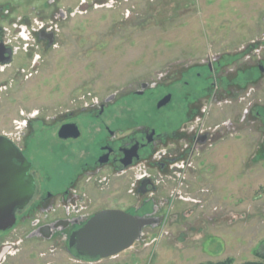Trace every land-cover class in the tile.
Returning a JSON list of instances; mask_svg holds the SVG:
<instances>
[{
    "label": "rangeland",
    "instance_id": "1",
    "mask_svg": "<svg viewBox=\"0 0 264 264\" xmlns=\"http://www.w3.org/2000/svg\"><path fill=\"white\" fill-rule=\"evenodd\" d=\"M77 1L0 0V28L16 52L10 65L0 66V135L20 145L26 139L24 155L43 189L61 192L77 168L84 139L61 141L53 129L57 111L81 106L87 93L99 101L115 95L108 114L120 124L136 121L159 131L177 129L188 104L205 97L212 83L211 71L202 64H214L219 57L223 67L219 71L215 65L219 72L213 78L224 85L228 79L226 95L233 94L231 89L244 90L240 102L207 103L208 123L223 119L231 126L244 110L248 114L235 135L227 134L205 150L208 173L194 186L207 191L198 193L202 203L188 205L193 214L180 215L176 225L162 231L146 230L144 238L114 257L78 263L61 247L49 263L264 260V72L252 67L257 61L264 67V0H79L85 6ZM58 8L70 13L64 21L52 20ZM18 21L35 27L55 23L54 44L48 49L43 42L30 45L24 25L15 39L13 22ZM251 41L259 43V52L246 59L239 48ZM152 82L158 86L143 95L124 96ZM166 93L171 101L158 109ZM32 113L40 120L29 136L25 126ZM51 122L55 125L45 129ZM113 182L106 205L115 202L121 188L120 180ZM104 194L108 197V191ZM35 254L29 264H44Z\"/></svg>",
    "mask_w": 264,
    "mask_h": 264
},
{
    "label": "flooded vegetation",
    "instance_id": "2",
    "mask_svg": "<svg viewBox=\"0 0 264 264\" xmlns=\"http://www.w3.org/2000/svg\"><path fill=\"white\" fill-rule=\"evenodd\" d=\"M53 1L49 0V3L53 4ZM85 2L77 1L81 6H85ZM68 15L70 13L63 8H58L51 17L56 22L64 21ZM22 25L25 26L24 30L28 29L30 45L37 46L43 42L45 49H48L54 44V33L56 29L58 30L55 23L49 25L41 22L35 27L21 21L13 22L15 39L21 36L19 30L22 29ZM6 37V33L0 28L2 67L10 65L16 54ZM26 43L29 45V42ZM257 44L259 43L251 41L246 48H239V51L246 54V59H250L249 54L254 52ZM202 65L211 71L212 83L207 88L205 97L188 104L185 121L177 129L159 131L149 124L136 121L120 124L119 121L112 120L108 111L111 99L115 97L113 94L99 101L87 93L81 106L58 110L55 116L57 122L54 121L58 126L53 129L55 135L66 142L76 141L81 137L84 139V144L80 146L77 168L71 170L70 178L61 192L41 187L37 171L23 152L26 139L24 138L23 145H20L7 137L31 164L24 177L25 185L31 189V198L23 207L16 210L15 223L8 229L0 230V264H29L33 253H36V259L44 260V264H50L49 257L57 255L56 252L61 247L78 263L84 260L92 262L103 259L88 257L76 249L75 243L71 244L72 233L102 210L119 209L145 217L149 223L142 228L140 239L144 238L143 233L146 230L162 231L168 225H176L180 215L193 214L188 205H196L198 201L202 203L204 199L199 198L198 193L207 191L202 186L200 188L194 186V183H202L206 177L205 166L208 161L203 158L205 150L225 138V135H235L248 114V111L244 110L236 121L232 120L231 126L230 121L225 122L223 119L208 123L210 115L209 111H206L207 103L221 104L222 101L229 103L231 99L240 102L244 88L231 89V92L234 91L233 94L226 95L228 79L225 77L227 84L224 85L222 80L217 81L213 78V72L215 70L219 72L223 67L219 57L214 64L206 62ZM215 65L219 67V71L215 69ZM252 67L258 68L261 73L264 72L261 61L255 62ZM238 72L240 73L237 71L235 76ZM236 82L238 81H233L232 84H237ZM140 86L141 90L130 91L124 96H141L146 90L156 88L158 85L157 82H152L141 83ZM167 94L158 100L156 105L158 109L171 101L169 96L168 102L158 107V103ZM35 114H29L27 118L25 128L29 136L32 135L33 126L40 120V117H32ZM256 114L261 116L259 112ZM54 122L46 123L48 127L42 128L49 129L55 125ZM60 130L62 135H67L66 138L58 135ZM77 132V137L69 136ZM13 163L20 164L16 159ZM113 180H120L121 188L116 190L115 202L106 205L107 198L111 197L113 192ZM105 191H108V197L106 194L103 195ZM119 197L127 200L126 205L120 203ZM184 205L188 209L182 208ZM184 210H187V213ZM39 247H45L47 250Z\"/></svg>",
    "mask_w": 264,
    "mask_h": 264
},
{
    "label": "water",
    "instance_id": "3",
    "mask_svg": "<svg viewBox=\"0 0 264 264\" xmlns=\"http://www.w3.org/2000/svg\"><path fill=\"white\" fill-rule=\"evenodd\" d=\"M164 97L158 107L169 100ZM75 127L74 125H69ZM59 132V136H65ZM77 137V133H72ZM16 159L20 164L13 163ZM31 164L19 148L6 136L0 135V230L10 228L16 219V210L31 198V189L25 185L24 177ZM149 221L119 209H106L93 215L82 227L71 235V244L92 258H108L125 251L140 239L142 228Z\"/></svg>",
    "mask_w": 264,
    "mask_h": 264
},
{
    "label": "trees",
    "instance_id": "4",
    "mask_svg": "<svg viewBox=\"0 0 264 264\" xmlns=\"http://www.w3.org/2000/svg\"><path fill=\"white\" fill-rule=\"evenodd\" d=\"M197 264H234L231 260L229 259H225V260H220V261H208V262H201V263H197ZM240 264H264V260H260V261H246Z\"/></svg>",
    "mask_w": 264,
    "mask_h": 264
},
{
    "label": "built area",
    "instance_id": "5",
    "mask_svg": "<svg viewBox=\"0 0 264 264\" xmlns=\"http://www.w3.org/2000/svg\"><path fill=\"white\" fill-rule=\"evenodd\" d=\"M112 1H113V0H112ZM112 1H109V2H112ZM109 2H107L106 4H109ZM111 5H112V3H111ZM110 7H111V6H110ZM252 42H253V41H252ZM258 50H259L258 48H255L253 53H257Z\"/></svg>",
    "mask_w": 264,
    "mask_h": 264
},
{
    "label": "crops",
    "instance_id": "6",
    "mask_svg": "<svg viewBox=\"0 0 264 264\" xmlns=\"http://www.w3.org/2000/svg\"><path fill=\"white\" fill-rule=\"evenodd\" d=\"M205 167H206V169L208 168V163H207V165H206ZM207 173H208V171L205 170V174H206V176H207Z\"/></svg>",
    "mask_w": 264,
    "mask_h": 264
}]
</instances>
